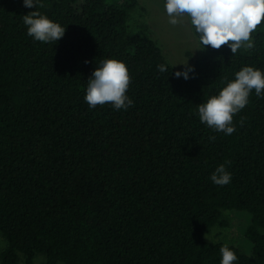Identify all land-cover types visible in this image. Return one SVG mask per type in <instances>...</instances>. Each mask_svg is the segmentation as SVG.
I'll return each instance as SVG.
<instances>
[{
	"label": "trees",
	"instance_id": "16d2710c",
	"mask_svg": "<svg viewBox=\"0 0 264 264\" xmlns=\"http://www.w3.org/2000/svg\"><path fill=\"white\" fill-rule=\"evenodd\" d=\"M39 3L0 0V264H220L224 245L234 264H264V93H250L232 135L198 114L242 67L264 72V22L252 49L203 48L185 80L128 32L136 0ZM35 10L65 27L59 41L27 35ZM108 58L129 69L127 110L84 100ZM220 164L225 186L210 179ZM224 211L246 218V248L205 240Z\"/></svg>",
	"mask_w": 264,
	"mask_h": 264
},
{
	"label": "clouds",
	"instance_id": "9594fccd",
	"mask_svg": "<svg viewBox=\"0 0 264 264\" xmlns=\"http://www.w3.org/2000/svg\"><path fill=\"white\" fill-rule=\"evenodd\" d=\"M23 2L27 8L44 7L39 0ZM164 10L168 16V24L173 27L182 24L184 17L190 20L198 34L199 49L210 46L219 50L227 45L233 55L241 48H254L252 34L264 22V0H165ZM22 18L27 27V35L36 41L56 43L65 35V27L38 10L31 11ZM178 64L184 65L185 70L176 71L175 76L189 79V73L194 68L188 66L187 61ZM158 70L164 73L167 67L161 64L158 65ZM130 83L129 69L123 61L115 58L102 59L87 81L84 100L90 109L111 104L115 110H127L133 104L127 95ZM253 90L258 98L264 93V72L252 66H244L218 95H213L205 103L198 105L200 122L217 133L232 135L236 131L233 117L246 107ZM240 122L242 125L243 118ZM209 140H215V136H210ZM210 179L215 185L225 186L231 182L232 174L224 164H220ZM220 252V264H234L237 260L236 253L227 245L222 246Z\"/></svg>",
	"mask_w": 264,
	"mask_h": 264
},
{
	"label": "rangeland",
	"instance_id": "374dc122",
	"mask_svg": "<svg viewBox=\"0 0 264 264\" xmlns=\"http://www.w3.org/2000/svg\"><path fill=\"white\" fill-rule=\"evenodd\" d=\"M136 7L130 12L127 30L130 34H142L156 42L167 62L176 71H184L185 66L178 63L187 61L192 67L194 62L202 55L199 41L195 37L190 21L183 18V23L173 27L168 24V16L164 10L165 0H136ZM226 226H215L206 235L209 243L231 242L246 248L243 234L247 224L246 218L240 213L224 211ZM6 242L0 237V252ZM37 258L34 264H39Z\"/></svg>",
	"mask_w": 264,
	"mask_h": 264
}]
</instances>
